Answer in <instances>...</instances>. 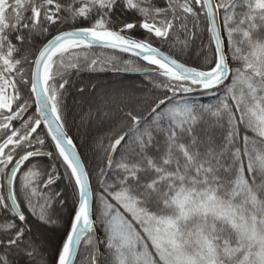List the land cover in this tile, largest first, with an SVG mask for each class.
<instances>
[{
  "label": "snow or ice",
  "instance_id": "6c2138e0",
  "mask_svg": "<svg viewBox=\"0 0 264 264\" xmlns=\"http://www.w3.org/2000/svg\"><path fill=\"white\" fill-rule=\"evenodd\" d=\"M0 264H264V0H0Z\"/></svg>",
  "mask_w": 264,
  "mask_h": 264
}]
</instances>
